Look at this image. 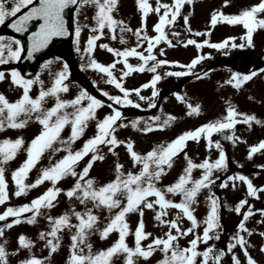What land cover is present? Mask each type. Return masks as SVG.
<instances>
[{"label": "snow or ice", "instance_id": "obj_1", "mask_svg": "<svg viewBox=\"0 0 264 264\" xmlns=\"http://www.w3.org/2000/svg\"><path fill=\"white\" fill-rule=\"evenodd\" d=\"M118 2L119 0H38V3L32 6L33 0H0V25L6 24V27L15 33H28V59H32L35 53L46 49L55 38L67 37L71 34L74 37L72 42L76 46L75 50L81 54V60L84 61L81 65L82 70L87 68L103 74L106 76L104 83L112 85L122 94V96L109 95L108 92L97 89L101 96L111 102L106 105L110 109V114L97 119V110L105 105L102 100L89 94L84 88H79L78 93L72 99H63L60 95L69 90L65 83L68 79L67 64H63L61 69L55 73H49L52 78L47 87L39 79V73L35 78L26 79L15 68L7 73L0 71V81L7 78L13 87L22 90L19 97L12 102L0 94V132H4L6 129H24L30 121L40 125L39 132L30 141L26 142L22 136L0 139V204H4L8 199L4 165L14 160L18 152L23 151L25 158L17 168L11 171V180L15 185L13 194L16 197L26 195L29 189L36 188L45 181L52 185L41 195L32 199L30 203L19 207H7L3 213H0V221L12 218L11 222L0 227V238L4 236L5 229H10L13 225L21 223L20 218L25 213H30V215L24 218V222L29 225L36 223L37 216L45 214L43 210L55 206L54 201L62 191L61 188L56 187L57 183L64 178L71 177L74 179V183L64 191V195L70 200L74 198L84 206V210L69 209V212L57 217L46 215L49 230L41 231L38 234V239L45 242L46 257L40 258L33 255L32 242L25 235L20 234L17 237L18 248L11 255L15 256L21 249H27L28 256L19 260L18 264H48V258L60 247L59 233L65 229L68 230L71 241L65 264H116L117 261H122V264H136L138 259L147 261L155 251L162 254V258L157 261V264H209V260H212V264H220L221 258L229 253L231 254V264H240V260L233 251L237 246L245 258V264H256L247 250V241L241 235L242 232L249 236L252 235L251 231L245 227V221L253 214L250 204L247 205L248 210L242 213L243 218L237 225V231L229 238V243L226 245L227 251L219 250L213 255L212 247L206 246L203 251H198L197 246L198 243L207 245L210 240H218V230L221 227L218 215L219 200L212 193L210 185L215 183L212 178L213 172H220L226 168V157L220 142H213L210 137L214 133L223 135L226 130H232L238 123L251 125L254 122L259 125L262 122L254 115L239 112L235 105L226 102V114L222 117L206 122L194 130L184 131L169 142H161L153 146L144 154L134 151L132 140L129 139L125 142L118 139L115 135L117 128H124L126 125L118 123L122 120V114L113 105L139 108L140 104L134 103L129 97L134 93L140 100H148V97L140 95L141 89L151 88V98L157 97L156 84L162 79L157 73V69L166 64H176V62L158 59L157 55L153 54V49L161 42L170 48L174 47L173 42L167 37L166 26L171 27L181 16V9L185 5H192L193 0H171V4L156 0L155 8L150 5L149 0H135L140 14V25L134 32L123 20L116 18ZM228 5L229 0H223L222 7ZM22 9H26V11L20 14ZM87 9H92V14L90 17L84 15L83 18L91 20V27L88 24H81L78 19ZM161 10L163 11L161 12ZM66 11L72 13L71 27L73 31L71 33L70 26L66 25ZM152 12L157 14L158 19L153 25L155 34L148 36L144 30L145 18ZM260 13H264V0L242 9L238 14L226 15L219 10H213L210 15L209 31L218 23L241 25L245 30L244 35L239 38L242 42L234 43L236 37H227L218 43H210L208 39L199 43L194 39H188L184 42V46L194 45L197 53L204 46L216 50L228 47L244 48L245 46L251 48L253 47L254 32L257 29L264 30V18H258ZM9 19L10 22L6 23ZM30 22H36L38 25L34 31L29 30ZM188 22L189 16L184 15L185 28L188 27ZM84 28L88 29L89 35L81 49L79 37ZM117 30L121 34L133 32L137 41L135 47L117 50L108 44L97 45V41L105 34L111 39H116L115 32ZM209 31L204 33L197 31L193 35L207 37ZM172 35L178 36L179 33L173 32ZM120 43L126 44L123 35L120 37ZM145 43L146 48L143 51H137ZM96 47L106 50L118 59H114L106 65L98 62L93 55ZM21 53L20 39L0 35V65L18 61L21 58ZM159 55H164L163 48L159 49ZM128 57L138 58L139 63L133 66L128 63ZM205 58L198 54L186 65L177 64L178 67L185 70L166 72L164 75L175 77L194 75L197 80L202 79L208 75V72L196 74L192 70ZM149 62L151 64L147 66ZM52 63V60H45L40 64V69H48ZM117 64L123 66L118 78L113 74ZM145 71L152 73L148 82L133 89H126L123 86L125 77L133 72L142 73ZM260 73H264V69H260ZM257 74V71H249L247 74L230 71L229 78L224 83L239 89ZM92 83L93 87H96V82ZM33 85L40 87L35 97L30 95ZM173 95L178 102L186 104V115H199V104L186 103L181 95L175 93ZM49 98L53 99L54 103L50 107H45ZM155 106L154 102H149L147 105L150 109ZM162 116L163 119H161ZM175 120L176 117L173 115L160 113L149 117L148 120L142 121L141 118H137L129 123L134 130L147 134L157 130L162 131L166 127H170ZM90 121H95L94 135L84 140L79 149L71 150V145L84 135ZM141 123H143L142 128L138 127ZM66 126L70 129L69 135L67 139H61V133ZM201 138L207 142L208 148L214 146L218 150V158L214 161L210 162L205 157L202 162L194 163L184 151L188 141L199 143ZM223 138L229 141L238 139L233 135H223ZM57 144L62 147H56ZM118 145H123L131 158L133 168L139 166V170L136 172L129 170L125 173L122 171V165L115 163L114 179L97 187L93 179H86V177H88L94 162L104 159V155L100 152V146H106L108 153L116 155L113 150ZM261 150H264V139L248 148V158L251 159L254 153L261 152ZM48 151H51L52 154L49 156V165L39 170L37 178L32 183H26L29 172ZM60 151L65 154L53 162L52 156ZM181 153H183L186 162L181 173L174 182L164 187H158L157 184L166 175L167 169L173 167V159ZM89 155L90 158L86 164L77 172L78 163ZM194 169L201 170L198 178L192 176ZM227 181L243 182L249 197H256L257 192H264V186L254 187L250 179L244 175H229L225 182L219 183V187L221 189L227 187ZM202 190H208L205 197L207 213L203 220L198 221L194 215V205H196ZM176 196H179L178 202L170 198ZM89 203L92 207H87ZM245 205L246 200H239L235 204L234 211L240 215L241 209ZM100 208L110 213L107 223L102 228L98 227V216L93 214V209ZM113 209H117V211L111 214ZM145 209L152 210L154 212L153 219L161 226H166L168 231L164 232L162 236L153 237L150 243L142 246L141 242L148 240L151 236V233L144 231L143 214ZM169 209L177 210L178 215L166 220L165 217L168 215L167 210ZM258 211L261 216H264V209ZM129 213H136L139 217L135 230L131 233L125 220L126 214ZM71 217L75 218L76 223L70 222ZM181 219L189 221L190 227L182 229L179 225ZM198 225L202 226L200 234H196L195 231ZM93 232L98 234L100 240L107 239L113 232L117 233L118 237L107 248L93 251L92 244L87 240ZM130 234L134 237L133 247L126 243V237ZM190 234L192 238L187 241V246L180 247L178 240L188 237ZM260 235L264 237V233H260ZM6 243V241L0 242V264H8L9 253L6 250ZM260 252L264 253V244L261 245ZM198 258L200 259L198 260Z\"/></svg>", "mask_w": 264, "mask_h": 264}, {"label": "rangeland", "instance_id": "obj_2", "mask_svg": "<svg viewBox=\"0 0 264 264\" xmlns=\"http://www.w3.org/2000/svg\"><path fill=\"white\" fill-rule=\"evenodd\" d=\"M161 3L171 4V0H160ZM260 0H229V5L222 7L223 0H193L192 5H185L181 9V16H179V22L173 23L171 27L166 26V34L169 40L174 44V47H168L165 43L161 42L153 49V54L157 55L158 59H165L169 62H176V64H166L157 69V73L162 77L160 81L156 84V89L158 91L157 97L154 99L151 98V88L141 89L140 95L148 97V100H140L134 93L129 97L133 102H138L140 104L139 108H134L131 106L123 107L120 105H113L116 107L122 114V120L118 123H124L126 127L117 128L115 135L118 139L127 141L132 140L134 145V151L139 154H144L151 148L161 142H169L174 139L177 135L181 134L184 131L194 130L196 127L209 122L214 121L223 115H225L226 102L235 105L236 109L239 112L254 115L256 119L260 120L261 124H255L254 122L251 125H246L243 123H238L231 130L230 135L238 139L231 141L230 145L227 148L222 149L225 152L226 157V168L220 172H213V180L215 183L210 185L212 193L219 200V224L220 230H218L219 239L210 240L207 245L203 243H198L197 250L203 251L206 246L213 248V255L219 250H226V245L229 243V238L237 231V225L239 221L243 218L242 213L247 211V205L252 206V215L245 221V227L251 231L252 235L247 233H241V235L247 241V250L249 255L256 261V264H264V253L260 252V247L264 244V237L260 233H264V216L260 215V211L264 209V192H257L256 197H249L247 195L246 186L241 181H227V187L221 189L219 183L225 182L226 177L229 175H244L250 179L254 187L264 186V150L261 152L254 153L252 158L249 159L247 152L248 148L252 145L257 144L261 139H264V73H260V69L257 71V76L253 77L249 81L248 90L244 93H239L235 96V99H232L234 95L230 93L236 92L237 89L233 88L230 84H225L224 81L229 78L230 71H236L242 74H247L251 69H248V63L252 60L254 61L255 57L261 52L264 48V30L257 29L253 34V47L249 48L245 46L244 48H231L228 47L222 50L211 49L206 46L202 47L197 53V50L194 45L184 46V42L188 39H194L198 43L202 42L204 39H208L210 43H218L224 40L227 37H236L237 39L233 41L236 44H240L242 41L239 39L244 35L245 30L241 25H228L226 23H218L215 27L211 28L209 31V21L210 15L213 10H219L226 15L229 14H238L242 9L249 8L254 4H258ZM125 3V4H124ZM150 5L155 8L156 0H149ZM163 10H161L162 12ZM92 14V9H87L78 19L81 24H88L89 27L92 26L91 20H84V15L89 17ZM189 16L188 27L185 28L183 24V16ZM116 18L123 20L124 23L133 30L140 25V14L135 5V0H119L118 8L116 13ZM258 18H264V13L258 14ZM158 16L155 12L149 13L145 18V32L148 36H152L155 33L153 32V25L157 21ZM190 29V31H189ZM204 33L209 31L207 37L201 35L199 37L194 36V32ZM133 32H125L121 34L118 30L115 32L116 39H111L107 34L101 37L97 41L99 44H108L110 47L123 50L125 47H135L137 41ZM179 33L178 36H173L172 33ZM89 35L87 28L82 29L81 35L79 37L81 49ZM123 35L126 44L120 43V37ZM73 36L71 38L69 52L71 53V66L68 67V79L65 83L68 85V92L61 93L63 99H72L78 93L79 88H84L89 94L94 97L102 100L104 107L100 108L96 112L97 119L103 118L104 115L110 114V109L106 106L111 103L107 100L106 97L100 95V91L108 92L109 95H121L119 90L115 89L112 85L104 83L106 76L103 74L97 73L91 69L81 68L84 61L81 60V54L77 53L75 50L76 46L73 44ZM179 41V43H177ZM146 48V43L142 44L137 51H143ZM164 49V55H159V49ZM146 54V53H145ZM202 55L206 58L201 60L199 64L195 66L192 70L196 74H202L203 72H208V75L202 79L197 80L194 75H188L183 77L175 76H166V72L171 71H183L177 66V64L186 65L196 55ZM94 58L103 64L111 63L114 58L106 50L96 47L94 49ZM59 58L58 60L56 58ZM45 60H52L53 63L50 68L41 70L40 64ZM128 63L133 66L139 63L138 58L128 57ZM66 60L63 56L57 53H50L40 59L37 67L36 74L39 73V79L43 81L45 87L50 85L51 76L49 73H55L61 69V66L65 64ZM151 62H149L150 66ZM252 65V62L251 64ZM146 66V67H147ZM15 68L20 72L19 66L16 62H10L7 65H0V71L5 73L9 72L11 69ZM123 66L122 64H117L116 68L113 70L114 76L117 78L121 74ZM256 68V67H253ZM264 69V68H261ZM152 73L142 72L137 73L133 72L129 76L124 78L123 86L126 89H133L140 87V85L148 82L151 79ZM36 77V75H35ZM33 77V78H35ZM93 81L96 82V87H93ZM182 82L180 95L184 97L186 103L190 104H199L200 110L199 115H186L187 108L185 103H180L175 99L173 92L171 91L172 85L174 82ZM220 83V87L224 91L220 95V87L217 88ZM244 85V84H243ZM228 88V89H227ZM100 89V91H97ZM40 90L38 85H33L30 90V95L35 97V95ZM232 90V91H231ZM21 89L18 87H13L10 84V81L6 78L4 81H0V94H3L10 102L14 101L21 94ZM227 99L225 101L224 99ZM149 102H154V108H148L147 105ZM54 103V100L49 98L45 103V107H50ZM71 111V109H68ZM160 113L164 115H173L176 117V120L172 122L170 127H166L164 130L153 131L147 134H144L141 131L134 130L130 121L137 118H141L142 121L148 120L149 117L156 116ZM125 116V117H123ZM163 119V116L161 117ZM142 128L143 123L138 125ZM40 130V125L38 123L30 121L24 129H21L19 133L11 136L10 138H15L16 136H22L24 140L30 141L35 134ZM70 129L66 126L61 133V139H67ZM95 133V121H90L88 127L85 129L84 135L71 145V150L79 149L83 141L93 136ZM5 137L4 132H0V139ZM210 139L213 142H216V133H214ZM207 142L201 138L199 143L194 141H188L184 151H186L188 157L193 160L194 163H200L205 157L209 161H214L218 158V150L213 146L208 148ZM56 147H62L57 144ZM116 155L108 153L106 146H100V152L104 155L103 161L94 162L93 166L89 170L88 177L93 179L96 186H100L103 183L109 182L114 179V165L115 163H120L122 165V171L125 173L129 170L136 172L139 170V166L133 168L131 158L128 156L126 149L123 145H118L113 150ZM65 153L63 151L55 153L52 156L53 162L61 158ZM52 155L51 151L46 152L37 163V165L29 172V175L26 179V183H32L38 176V172L41 168L47 167L49 165V156ZM25 158L23 151L18 152L14 160L9 161L4 165L5 172L4 177L7 184V194L8 199L4 204H0V213L7 207H19L25 203H30V201L39 195H41L48 187L52 186L48 181H45L36 188L29 189L26 195L16 197L13 193L15 191V185L11 180V171L17 168L20 163ZM89 156L84 157L78 165L76 166V171L79 172L83 166L86 164ZM186 165L184 160L183 153L179 154L173 159V167L167 169L166 175H164L161 181L157 184L158 187H164L172 182L178 177L181 173L183 167ZM201 174L200 169H194L192 172L193 178H198ZM219 177V179H217ZM74 183V179L67 177L59 181L56 187L62 189L61 193L57 195L56 200L54 201V207L51 209L43 210L45 214L37 216L36 223L29 225L24 222V218L29 216L30 213H25L21 216V223L13 225L10 229L4 230V236L0 238V242L6 241V250L9 253L8 255V264H18L19 260H22L28 256L27 249H21L17 255H11L12 252H15L18 248L17 237L20 234L25 235L32 242V254L43 258L47 256V249L44 247V241L38 239V234L41 231L49 230V224L46 219V215L52 217H57L58 215L69 212V209H75L76 211H83L84 206L80 205L78 201L74 198L69 199L64 195V191L70 188ZM233 185H235L233 187ZM208 190H202L198 196L197 203L194 205L195 212L194 215L198 221L203 220L207 213V203L205 197ZM28 195L27 200H23L25 196ZM174 201H179V196L170 197ZM246 200V205L242 207L241 214L238 215L234 211L235 204L241 200ZM87 207H92L91 203ZM117 209H113L111 214H114ZM168 215L165 217L166 220H170L172 217L178 215L177 210L169 209ZM93 214L98 216V227L102 228L104 224L107 223V218L110 216V213L103 209H93ZM154 212L152 210L145 209L143 214V223L144 231L151 233V236L148 240L142 241V246L147 245L151 242L153 237H159L168 231L166 226H161L157 221L153 219ZM138 214L129 213L126 214L125 220L129 225L130 233L134 232L135 227L138 222ZM11 217L7 218L6 221H2L0 226L2 227L5 223L11 222ZM258 221H260L258 223ZM71 223H76L75 218H70ZM235 223V224H234ZM179 225L182 229H187L190 227V222L186 219H181ZM196 234L202 232V226L198 225L195 230ZM60 235V247L57 251L48 258V264H65V261L68 256V248L71 243L69 238L68 230H63ZM118 234L113 232L105 240H100L97 233L93 232L88 236V243L92 244V250L96 251L99 249H104L110 246L112 242L117 239ZM192 238L190 234L188 237H183L178 240L180 247H186L187 241ZM126 243L130 246H134V237L130 234L126 237ZM240 260V264H245V258L237 246L233 250ZM162 258V254L159 251L153 252L152 256L148 258L147 261L143 259H138L136 264H157V261ZM200 258H198L199 260ZM116 264H122V261H117ZM209 264H212V260H209ZM220 264H231V254H226L221 258Z\"/></svg>", "mask_w": 264, "mask_h": 264}, {"label": "water", "instance_id": "obj_3", "mask_svg": "<svg viewBox=\"0 0 264 264\" xmlns=\"http://www.w3.org/2000/svg\"><path fill=\"white\" fill-rule=\"evenodd\" d=\"M67 12H68V11H66V13H65V19H66ZM30 24L33 25L34 27H35V26H38V25L36 24V22H30ZM25 36H26V33L21 34L19 39L21 40L22 44L24 45V47H25V49H26V40H25ZM66 42H67L66 37L55 38L52 42H50V44H49L50 46H49V47L63 48V47L65 46ZM35 55H36V53L34 54V56H35ZM30 64H31V62H30L28 59H26V58L24 57V64H23V65L26 67V68H25L26 73H29V74H30Z\"/></svg>", "mask_w": 264, "mask_h": 264}]
</instances>
